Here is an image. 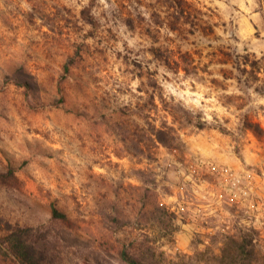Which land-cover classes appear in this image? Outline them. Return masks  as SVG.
<instances>
[{"label":"clouds","instance_id":"9594fccd","mask_svg":"<svg viewBox=\"0 0 264 264\" xmlns=\"http://www.w3.org/2000/svg\"><path fill=\"white\" fill-rule=\"evenodd\" d=\"M0 264H264V0H0Z\"/></svg>","mask_w":264,"mask_h":264},{"label":"rangeland","instance_id":"374dc122","mask_svg":"<svg viewBox=\"0 0 264 264\" xmlns=\"http://www.w3.org/2000/svg\"><path fill=\"white\" fill-rule=\"evenodd\" d=\"M187 11V9L185 8V9H183L182 11H181V14L183 15L184 14V12H186ZM176 25H175V23L173 24V27H175ZM50 32L52 31L51 29L49 30ZM64 36V32H63V30H60V31H57V32H55L54 34H53V39L55 40V39H57V38H60V37H63ZM220 55L221 57H222V59L223 60H227L228 59V55L226 54V53H224L222 50H218V52L217 53H215L214 55ZM185 58H187V57H185Z\"/></svg>","mask_w":264,"mask_h":264}]
</instances>
